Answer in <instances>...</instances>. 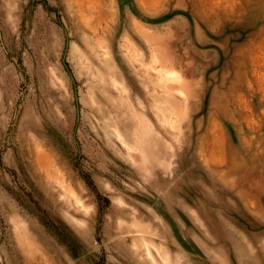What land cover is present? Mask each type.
I'll list each match as a JSON object with an SVG mask.
<instances>
[{"label": "rangeland", "instance_id": "rangeland-1", "mask_svg": "<svg viewBox=\"0 0 264 264\" xmlns=\"http://www.w3.org/2000/svg\"><path fill=\"white\" fill-rule=\"evenodd\" d=\"M0 264H264V0H0Z\"/></svg>", "mask_w": 264, "mask_h": 264}]
</instances>
